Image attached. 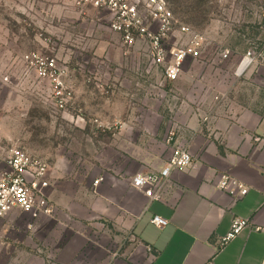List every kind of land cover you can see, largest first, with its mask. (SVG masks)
<instances>
[{
	"label": "rangeland",
	"instance_id": "1",
	"mask_svg": "<svg viewBox=\"0 0 264 264\" xmlns=\"http://www.w3.org/2000/svg\"><path fill=\"white\" fill-rule=\"evenodd\" d=\"M167 2L174 16L167 52L200 42V57L189 59L173 84L146 43L123 45L103 11L77 0H0V166L19 148L50 162V186L77 176L97 184L104 163L109 176L121 178L120 134L131 119L126 145H137L141 165L147 158L160 163L172 151L186 104L232 102L264 113V0ZM249 51L257 62L238 73ZM34 52L56 58L68 72L73 99L65 109L24 62ZM53 169L60 176L52 177ZM30 221L19 211L0 220V264H41Z\"/></svg>",
	"mask_w": 264,
	"mask_h": 264
},
{
	"label": "crops",
	"instance_id": "2",
	"mask_svg": "<svg viewBox=\"0 0 264 264\" xmlns=\"http://www.w3.org/2000/svg\"><path fill=\"white\" fill-rule=\"evenodd\" d=\"M201 104L180 108L172 144L189 147L194 167L174 171L157 201L148 202L131 181L160 171L172 151L160 163L147 158L140 165L137 145H126L133 119L122 124L121 178L108 175L110 163L101 165L97 184L79 176L56 180L53 169L47 194L54 215H28V228L41 241V264H264V113L232 102ZM223 174L245 183L249 193L236 199L221 191ZM154 216L168 225L159 229ZM236 217L252 225L220 247Z\"/></svg>",
	"mask_w": 264,
	"mask_h": 264
},
{
	"label": "built area",
	"instance_id": "3",
	"mask_svg": "<svg viewBox=\"0 0 264 264\" xmlns=\"http://www.w3.org/2000/svg\"><path fill=\"white\" fill-rule=\"evenodd\" d=\"M77 5L107 13L109 29L120 36L125 47H132L140 42L146 43L153 64L164 68L165 81L171 84L179 80L184 64L189 59L200 57L198 41H194L189 47L167 52L166 46L174 27V16L167 0H77ZM182 30L187 31L186 28H181V32ZM228 58L229 53L221 56L224 61ZM24 62L40 80L51 84L56 107L65 109L73 99L66 69L59 66L56 58L39 52L26 55ZM256 62V54L249 51L238 70L247 63L244 72ZM193 167L194 158L188 147L177 145L160 171L136 174L131 181L132 187L143 193L148 202L157 201L161 197L162 186L174 171ZM50 171L51 164L46 158L27 150L12 149L4 165L0 166V219L15 211L33 219L53 216L55 207L47 194L50 187ZM217 187L236 199L249 193V187L245 183L229 174L221 175ZM151 223L163 229L169 222L160 216H154ZM251 225L248 219L234 218L229 232L219 240V246L224 247Z\"/></svg>",
	"mask_w": 264,
	"mask_h": 264
},
{
	"label": "bare ground",
	"instance_id": "4",
	"mask_svg": "<svg viewBox=\"0 0 264 264\" xmlns=\"http://www.w3.org/2000/svg\"><path fill=\"white\" fill-rule=\"evenodd\" d=\"M244 69H245V68H244ZM244 69H243V70H244ZM243 70H242L241 72L238 70V72H239V73H242V72H243Z\"/></svg>",
	"mask_w": 264,
	"mask_h": 264
}]
</instances>
